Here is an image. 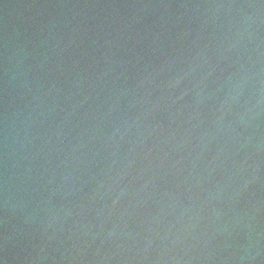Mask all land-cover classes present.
<instances>
[{
    "label": "water",
    "instance_id": "1",
    "mask_svg": "<svg viewBox=\"0 0 264 264\" xmlns=\"http://www.w3.org/2000/svg\"><path fill=\"white\" fill-rule=\"evenodd\" d=\"M0 264H264V0H0Z\"/></svg>",
    "mask_w": 264,
    "mask_h": 264
}]
</instances>
